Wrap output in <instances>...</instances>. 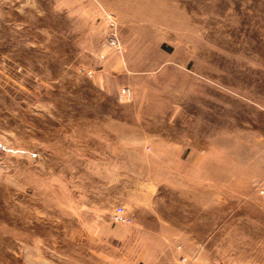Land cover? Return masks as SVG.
<instances>
[{
	"label": "rangeland",
	"instance_id": "obj_1",
	"mask_svg": "<svg viewBox=\"0 0 264 264\" xmlns=\"http://www.w3.org/2000/svg\"><path fill=\"white\" fill-rule=\"evenodd\" d=\"M263 180L264 0H0V264H264Z\"/></svg>",
	"mask_w": 264,
	"mask_h": 264
},
{
	"label": "built area",
	"instance_id": "obj_2",
	"mask_svg": "<svg viewBox=\"0 0 264 264\" xmlns=\"http://www.w3.org/2000/svg\"><path fill=\"white\" fill-rule=\"evenodd\" d=\"M108 21L110 24L111 30L106 34V36L103 39L104 45L109 48H113L116 50L120 49V43L118 41L117 35L115 33L114 29V21L111 19L110 15H108ZM88 74H91V71H88ZM130 97V91L127 87H122L119 91V98L121 100H127ZM256 192L259 196L264 197V180L260 181L256 186ZM110 219L113 223L118 224H129L130 223V217L126 213L124 207L122 205L115 206L110 213Z\"/></svg>",
	"mask_w": 264,
	"mask_h": 264
},
{
	"label": "crops",
	"instance_id": "obj_3",
	"mask_svg": "<svg viewBox=\"0 0 264 264\" xmlns=\"http://www.w3.org/2000/svg\"><path fill=\"white\" fill-rule=\"evenodd\" d=\"M157 220H159V222H165V221H162L161 219L157 218ZM158 222V223H159ZM129 227H140L141 228V223L139 224V221L138 219L136 218H133V222L131 224L128 225ZM143 231H146V233L148 234H155L156 237L158 239H161V240H167V239H172V238H179V239H195L193 236V233L191 232L190 229H182V228H178V229H175L174 231H169V230H166V231H162L160 228H156V229H151V228H143ZM154 235V237H155ZM147 243L143 242L142 244V253L145 254L147 253L146 252V249H145V245ZM147 246V245H146ZM144 248V250H143ZM198 253H200V248L196 247L194 252H193V256H194V259L193 260H197L196 256L198 255ZM159 255V253H158Z\"/></svg>",
	"mask_w": 264,
	"mask_h": 264
}]
</instances>
